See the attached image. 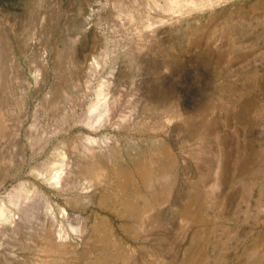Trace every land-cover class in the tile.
I'll return each instance as SVG.
<instances>
[{
  "label": "rangeland",
  "instance_id": "374dc122",
  "mask_svg": "<svg viewBox=\"0 0 264 264\" xmlns=\"http://www.w3.org/2000/svg\"><path fill=\"white\" fill-rule=\"evenodd\" d=\"M0 207V264H264V0H0Z\"/></svg>",
  "mask_w": 264,
  "mask_h": 264
},
{
  "label": "bare ground",
  "instance_id": "6f19581e",
  "mask_svg": "<svg viewBox=\"0 0 264 264\" xmlns=\"http://www.w3.org/2000/svg\"><path fill=\"white\" fill-rule=\"evenodd\" d=\"M176 10V9H175ZM98 92V94H97V100H96V103L95 104H93V105H91V107L93 106L94 108H96L97 107V105H98V102H99V100L101 99V92L100 91H97ZM96 92V93H97ZM90 116H88L87 117V119L88 120H90ZM14 136L15 137H18L19 136V131H18V129H14ZM139 170L141 171V173L143 174V175H145V177H146V179H147V182H148V184H150L151 182H152V179H153V176H152V174L150 173V171H148V169L146 168V166H144V165H139ZM52 180H51V184H53L54 186H56V187H63V185H62V182H61V180H62V177H61V173H59V171H56L53 175H52ZM16 206V205H15ZM9 211H10V209H9ZM10 212H12V211H10ZM10 214V216H11V214L12 213H9ZM0 216H6V214H5V210H4V208L3 207H0ZM7 216H9L8 215V213H7ZM6 216V217H7ZM13 216V215H12ZM11 216V217H12Z\"/></svg>",
  "mask_w": 264,
  "mask_h": 264
}]
</instances>
